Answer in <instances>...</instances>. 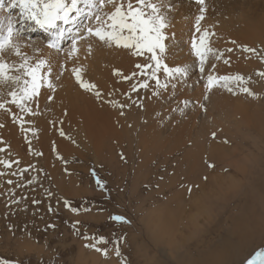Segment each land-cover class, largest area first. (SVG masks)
Here are the masks:
<instances>
[{
    "label": "rangeland",
    "instance_id": "rangeland-1",
    "mask_svg": "<svg viewBox=\"0 0 264 264\" xmlns=\"http://www.w3.org/2000/svg\"><path fill=\"white\" fill-rule=\"evenodd\" d=\"M31 24L25 27V41L38 36L28 30L33 27ZM254 45L255 53H247L245 45L240 46V57L234 53L226 57L222 54L226 50H220L222 53L217 57L226 71L207 64V73L202 75L197 60L192 97H179L182 92L179 96L175 94V99L180 98L177 103L182 104L174 101L178 106L174 110L182 113L180 109H183V113L177 116L175 112L179 122L177 117L169 120L173 125L177 122L180 136L179 142L171 143L179 145L173 150L144 147L153 138L144 136L142 145L141 134L149 123L134 119L128 123V138L121 139L123 143L109 141L102 151L94 148L91 138L81 129L79 132L73 129L75 134L66 132L61 139L67 146L59 149L55 139L48 145L44 140L26 138L23 142L20 138V151L11 153L7 149L10 142L0 139L3 149L0 161L11 164V167L0 164L3 173L0 175V261L7 264H246L264 248V76L257 74L264 72V45ZM241 61L247 63L241 69L242 75L251 79H246L245 86L257 95L240 92L235 84L230 85L235 94L227 88H217L231 100L251 101L255 105H250L246 114L221 107L226 115L213 120L202 117L205 111L197 109L195 88L205 85L209 72L218 76L236 75L239 72L234 65ZM181 100L191 101L190 106L185 108ZM208 100L201 102L206 105ZM217 103H212L211 114ZM129 108L124 112L127 115L133 113ZM190 114H196V119L185 118ZM212 132L217 136L215 142L222 144V152L230 148L225 151L229 160L220 164L204 151H198L199 162L185 160L187 147H195L193 134L208 139ZM8 180L13 183L8 184ZM72 208L78 211L73 212ZM114 215L124 216L130 223L114 221L111 219ZM89 244L107 249V256L86 247Z\"/></svg>",
    "mask_w": 264,
    "mask_h": 264
},
{
    "label": "bare ground",
    "instance_id": "bare-ground-1",
    "mask_svg": "<svg viewBox=\"0 0 264 264\" xmlns=\"http://www.w3.org/2000/svg\"><path fill=\"white\" fill-rule=\"evenodd\" d=\"M169 2L172 5V10L168 12L170 27L167 29L169 40L167 41L168 51L165 54L166 63L170 66L187 64L191 67L189 76L184 81L178 83L175 89H173L170 84L168 89L159 90V95L153 94L154 91L157 90L153 80H149L148 88H138L137 92L131 91L133 84H139L144 79V77H141L140 75L142 69L137 68L136 65L149 63L148 54L137 57L133 54L132 50L115 46L109 47L97 41L95 38H90V40L79 42L78 47L80 51L76 54L78 59L65 62V53L63 51L56 53L46 47V41L49 36L48 33L44 32L42 29L37 27L35 32L38 36L32 37L31 40L25 41L22 38L21 48L24 49L29 56L33 55L32 48L28 47L31 41L37 42L36 46L42 49L45 56H48L51 52L52 66L54 69L52 73L53 77L59 74V66L61 64L65 65V69L61 78L58 81L54 80V83L56 84L55 92L50 91L47 88L46 83L41 87L39 96L34 102H30L29 104L31 111H28L27 109L22 110L15 105H9L11 113L0 110V124L3 125V127H0V139L10 142V147L7 146V149H9L11 153L20 151V138L23 142L26 138H28V140H44L46 144L55 139L58 143L57 148L59 149V146L66 145V141L61 139V137L67 135L66 132L69 134L72 132L73 134V129L77 130V132L81 129L85 132L88 138H91L94 148L97 151H99V149L102 151L106 145H108L109 141L123 143L121 139L128 138V123L132 119H134L135 122L143 124L145 122L149 123V125L146 124L148 127L146 126L144 132L141 134L140 139L142 145L144 146V136L145 138H153L149 139L147 146L144 147L152 148L154 150L159 148H163L164 150L166 147H170L171 150L175 147L177 148L179 145L172 146L171 143L174 144V142H179L180 140L179 131L177 130V122H179L177 113L179 112L176 111V106L179 103L181 106L182 103H177L180 98H175L176 96H179L180 92H182L183 95L179 97H192L193 93L191 90L195 85V82L192 80L195 78L193 72L197 67V59L191 49L192 39L194 37L198 39L199 35L203 34L205 30L209 33H214V35L210 36L214 54L209 56L208 61L205 63V67L207 64L208 66L215 65L217 70L220 69L226 71V67L222 66L221 61H219L217 57L218 53H222L220 50H226V53H222L226 57L227 55L232 56V53L238 54L240 57V46L245 45L251 48H256L254 45L255 43L264 45V0H206V10L204 12L205 18L199 25L201 30L200 33L196 32V18L198 16L195 14L200 12L201 6L197 4L195 0H165V3ZM5 4H7V0H5ZM79 7L83 9V12L77 18L76 22L63 25L66 29L71 28L72 32L67 33L65 39L60 41L61 49H69L71 46V36L76 33L77 29L83 31L84 25L89 23L87 5L83 3V0H81ZM211 8H213V11ZM2 14L7 15L8 13L5 12ZM11 14L17 20L20 19L19 8L11 9ZM26 23L28 24L30 22L26 21L25 27H27ZM31 25L35 27V25ZM31 28L32 27L28 30ZM233 41H235V43H233ZM89 43L92 45L91 53H88L87 50ZM229 49H232V51L229 52ZM246 65V62L241 61V63L234 65V69L241 73V69H245L243 67ZM80 66H83L84 78L98 86L101 93V99H97L93 92L81 89L75 81V77L72 75V68ZM143 71L150 70L143 69ZM133 73H136L134 77L132 75ZM242 74L244 73H241V75ZM125 76L130 77V79H124ZM160 79L163 82L167 78L161 73ZM173 83H176V81H173ZM205 90V85H203L202 88H195L194 94L197 96V102L205 103ZM7 91L8 89L6 87L0 90V96H4ZM220 91L221 90L216 87L211 92L206 93L209 95L210 101L208 100V102H206L207 111L202 117L213 120L215 118H220L224 114L226 115V113L221 111V107H229L234 113L244 111L246 114L249 106L255 105V103H252L251 101L242 102L236 99L231 100L229 95L221 93ZM188 93H190L189 96L186 95ZM48 96H52L53 99L48 100ZM219 99L222 100L220 103L218 101ZM109 101H116L117 106L114 107ZM174 101L177 103L176 106ZM215 102H218L219 104L217 103L215 112L211 114V111H213L212 103ZM199 103H197L198 110L200 108ZM119 104H124L125 107L120 108ZM140 105L143 106L141 107ZM128 107H131L129 109L133 111V113H130L129 115L124 113L127 111L126 109ZM174 107L176 110H174ZM192 111L193 110H190L189 113H192ZM121 112H123V115H121ZM175 112L177 116H175ZM135 113H137V115ZM184 115H180V117L184 119ZM259 116L261 115L259 114ZM165 117H167V119ZM173 117H177V122L174 121V125L169 121L172 120ZM187 117H194V119H196V114H190L185 118ZM197 117L198 119H201L200 114ZM262 120H264L263 117ZM246 122H244L245 125H247ZM61 132H63V135ZM210 137H208V139L207 137L200 139L196 133H194L191 139L194 141L195 147H187L184 153L185 158H183L187 161L190 159L191 161L196 162L201 158V153L204 151L210 158L216 159L220 164H225V161L229 160V156L225 152L229 147L225 148L222 152V144H217L215 142L217 136L215 138L212 137L213 139H209ZM194 148L197 151H195ZM234 149L236 150V148ZM230 155L232 156V154ZM191 161L189 163H191ZM195 166L196 165H194V167ZM235 168H237L236 165ZM194 172L201 173V170L198 169L195 171L194 169ZM191 198L193 199V197ZM179 207L180 206L178 205V208ZM170 209L172 208L170 207Z\"/></svg>",
    "mask_w": 264,
    "mask_h": 264
},
{
    "label": "snow or ice",
    "instance_id": "snow-or-ice-1",
    "mask_svg": "<svg viewBox=\"0 0 264 264\" xmlns=\"http://www.w3.org/2000/svg\"><path fill=\"white\" fill-rule=\"evenodd\" d=\"M195 2L201 6V15L196 18V32L200 33L199 25L204 19L203 13L206 10V0H195ZM80 3L81 0H7V4H5V0H0V90L5 87L8 89L4 96H0V110L11 113L9 105H15L22 110L31 111L29 104L39 96L41 87L46 83L47 88L55 92L56 84L54 80L58 81L65 69V65L61 64L59 74L53 77L54 69L51 52L48 56H45L42 49L36 46V41H31L28 45L33 50L32 56L23 51L21 39L24 37L26 30V21L35 25L30 29L31 31H35L38 27L48 33L49 38L46 41V47L56 53L63 51L65 62L78 59L76 54L80 51L79 42L90 40V38H95L109 47L115 46L132 50L137 57L148 54L149 63L136 65L137 68L142 69L140 75L144 79L139 84L132 85V92H137L138 88H148L149 80H153L157 89L153 94L159 95V90L168 89L170 84L175 89L178 83L189 76L190 65L170 66L165 60V54L168 51L167 41L169 40L167 29L170 27L168 12L172 10L170 2L165 3V0H83V3L87 5L89 23L84 25L83 31L77 29L76 33L71 36L69 49H61L60 41L65 39L67 33L72 32L71 28L66 29L63 25L76 22L83 12V9L79 7ZM13 8H19V20L11 14ZM5 12L8 14H2ZM211 35H214V33L205 30L203 34L199 35L198 39L194 37L191 42V49L198 60L199 72L202 75L206 72L205 63L208 61L209 56L214 54L210 40ZM28 39L31 40V37H28ZM243 47L247 52H256L255 48ZM87 50L88 53H91V43L88 44ZM228 51L231 52L232 49ZM8 56H15L17 60L9 61L6 58ZM212 67L214 68L215 65H212ZM143 69L150 71H143ZM161 73L167 78L163 82L160 79ZM257 74L264 76V72H258ZM72 75L81 89L93 92L97 99H101L98 86L84 78L83 66L73 67ZM132 75L134 77L136 73ZM124 79L127 80L130 77L125 76ZM246 79H250V77L246 78L239 73L234 76H218L209 72L206 77V93L219 86L227 88L229 92L235 94L234 88L230 86L235 84L240 92L256 96L257 93L245 86ZM173 81H176V83H173ZM208 98V95L205 94L204 100ZM52 99V96H48V100ZM109 103L114 107L117 106L116 101H109ZM183 104L187 108L190 106L191 101H183ZM119 107L123 108L125 105L119 104ZM199 107L205 112L207 111L205 104L199 103ZM180 111L183 113V109H180ZM121 115H123V112H121ZM0 127H3V125L0 124ZM61 134L63 135V132ZM211 135L213 138L216 137L215 132ZM0 151H3V149H0ZM121 159H124L123 154H121ZM0 164L11 167L8 161H0ZM209 167H213V165H209ZM0 175H3V173H0ZM93 175H95L94 171ZM7 182L8 184L13 183L12 180ZM97 183L101 188L104 187L99 179ZM189 191H191V188H189ZM48 195L51 196L52 193L49 192ZM65 206H68V201H65ZM72 211L76 212L78 210L72 208ZM111 219L130 223L126 217L120 215H114ZM76 223L78 224L79 221ZM50 227H55V225H50ZM103 240L104 238L101 237L100 241ZM86 247L95 248L96 251L102 252L105 256L108 254L107 249L97 247L95 244H89ZM116 255L120 256L119 248L116 249ZM0 264H7V262L0 261ZM246 264H264V248L257 251L251 259L246 261Z\"/></svg>",
    "mask_w": 264,
    "mask_h": 264
}]
</instances>
